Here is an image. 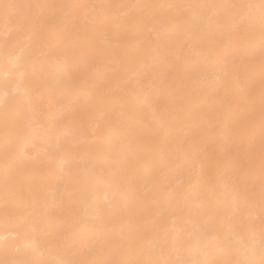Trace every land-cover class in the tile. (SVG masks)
<instances>
[{
	"label": "bare ground",
	"instance_id": "1",
	"mask_svg": "<svg viewBox=\"0 0 264 264\" xmlns=\"http://www.w3.org/2000/svg\"><path fill=\"white\" fill-rule=\"evenodd\" d=\"M0 264H264V0H0Z\"/></svg>",
	"mask_w": 264,
	"mask_h": 264
}]
</instances>
